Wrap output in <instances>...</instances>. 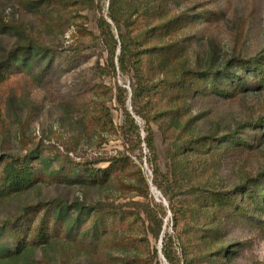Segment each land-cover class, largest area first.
Listing matches in <instances>:
<instances>
[{
    "label": "trees",
    "instance_id": "1",
    "mask_svg": "<svg viewBox=\"0 0 264 264\" xmlns=\"http://www.w3.org/2000/svg\"><path fill=\"white\" fill-rule=\"evenodd\" d=\"M22 2L48 28L65 10L72 12L75 8L80 12L89 9L98 13V34L90 33L82 23L78 29L82 34L90 35L107 53L106 63L100 68L102 76L115 79L116 99L124 114V121L117 128L123 149L116 154L93 159L71 156L75 150L72 144H65L64 152L56 145H50L60 152L59 169L53 172L48 171L47 160L42 155L46 150L43 142L20 154L7 158L0 156V200L25 192L51 177L67 179L84 187H103L132 165L133 156L142 159L145 145L150 152L155 185L168 202V207L154 201L153 205L143 201L125 204L132 207L138 217L144 213L142 220L147 229V239L148 235L156 240L162 238L164 260L155 247L151 259L145 261L156 264H232L235 250L226 245L227 219L242 217L264 227V170L246 176L234 189L227 190L190 184V166L205 169L210 167L217 154L255 151L264 141V113L247 119L220 137L211 133H195L191 120L182 123V110L192 93L207 92L231 99L241 92H264V53L252 56L234 54L218 65L212 59L202 68L189 64L188 49L194 44L186 43L191 40L186 34L187 29L195 26L198 19L215 21L219 18H209L207 13L214 15L216 12L207 9L178 13L170 7V0ZM67 16L79 17L78 14ZM52 51V47L40 38L30 36L0 61V84L11 75L28 69L35 55L44 56L48 63L51 62ZM215 55L216 52H212V57ZM118 75L130 80L131 93L118 82ZM158 75H163V78H156ZM158 96L168 100L166 109H155L159 103L154 99L158 100ZM129 99L131 109L127 105ZM83 109L91 126L101 123L114 128L111 110L106 106L94 117L86 107ZM137 117L145 120L143 126ZM164 122L170 132L172 128L175 132L179 129L183 136L170 142L166 173L162 172L159 163L152 126L156 123L162 129ZM245 128L256 129L257 133L251 135ZM142 129L146 133L144 136ZM166 138L170 139L167 135ZM100 162L109 164L99 167ZM143 183L145 187L139 190V195L147 198L149 186L145 179ZM185 194L192 197H180ZM125 205L99 201L89 205L86 213L66 222L69 208L60 199L28 204L21 213L0 226V260L18 259L33 247L49 244L57 238L66 244V253L85 252L93 264H114L113 260L102 258L103 249L110 244L115 245L117 239L111 235L109 222L123 218L117 217L124 213L119 208ZM78 209L81 210L80 207ZM168 209L173 214V232L163 229Z\"/></svg>",
    "mask_w": 264,
    "mask_h": 264
},
{
    "label": "rangeland",
    "instance_id": "2",
    "mask_svg": "<svg viewBox=\"0 0 264 264\" xmlns=\"http://www.w3.org/2000/svg\"><path fill=\"white\" fill-rule=\"evenodd\" d=\"M170 7L178 13L207 9L216 12L214 15L207 13L209 18H219L215 21L198 19L195 26L187 29L186 34L191 40L186 43L194 44L188 49L191 65L202 68L212 59L218 65L234 54L252 56L264 53V0H170ZM65 11L48 28L24 6L22 0H0V61L30 36L40 38L52 47L54 53L49 63L44 56H33L28 69L11 75L0 84V156L7 158L20 154L43 142L46 150L42 155L47 160L49 172L58 170L60 165V152L50 145H56L64 152L65 144H72L75 150L71 156L93 159L116 154L123 149L117 128L123 123L124 114L116 99L115 79L101 74L100 67L106 63L107 53L90 35H84L78 29L82 23L90 33L98 34V13L89 9L79 12L75 8L72 12ZM67 14H78L79 17L68 18ZM212 52H216L214 57ZM156 78H163V75ZM117 79L131 93L130 80L120 75ZM157 99H154L159 103L155 109L163 110L169 106L166 98L158 96ZM127 105L131 109V99ZM103 106L111 110L114 128L101 123L91 126L85 118L83 107L94 117ZM261 113H264V92H241L231 99L198 92L189 95L184 103L181 121L191 120L197 134L211 133L221 137ZM137 120L141 126L144 125L145 120L139 117ZM162 124L164 131L156 123L152 126L159 163L162 172L166 173L170 142L183 136L179 129L175 132L172 128L174 132H170L169 126L165 122ZM245 129L251 135L257 133L256 129ZM145 134L142 129V135ZM143 151L142 159L133 156L132 165L103 187H84L67 179L51 177L25 192L0 200V226L21 213L26 205L53 199L62 200L69 208L66 222L86 213L89 205L99 201L114 205H125L130 201L153 205L154 201L168 207L163 192L155 185L150 152L145 145ZM108 164L100 162L98 166ZM212 164L205 169H195L191 164L190 184L234 189L246 176L264 170V141L252 152L217 154ZM143 179L149 186L147 198L139 195V190L145 187ZM182 196L192 197L191 194ZM120 209L124 213L117 218H123L109 222L111 235L117 241L103 249L102 258L107 257L114 264H156L145 260L151 259L153 248L157 247L163 259L162 238L156 240L151 235L146 238L147 229L142 220L144 213L138 217L130 206ZM172 215L168 209L164 231L173 232ZM226 237V245L235 250L232 264H264V227L259 222L242 217L228 218ZM66 247L63 240L55 238L49 244L33 247L18 259L0 260V264H93L87 253H66Z\"/></svg>",
    "mask_w": 264,
    "mask_h": 264
}]
</instances>
